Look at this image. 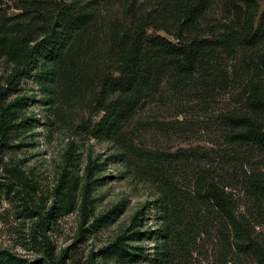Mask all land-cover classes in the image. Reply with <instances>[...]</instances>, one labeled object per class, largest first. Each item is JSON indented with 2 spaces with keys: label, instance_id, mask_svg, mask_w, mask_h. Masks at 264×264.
Wrapping results in <instances>:
<instances>
[{
  "label": "rangeland",
  "instance_id": "1",
  "mask_svg": "<svg viewBox=\"0 0 264 264\" xmlns=\"http://www.w3.org/2000/svg\"><path fill=\"white\" fill-rule=\"evenodd\" d=\"M54 2L93 11L87 52L55 55L60 37L16 72L13 38L0 44V107L9 111L0 139V252L10 258L0 264H46L47 249L62 264H260L264 184L257 191L250 180L264 173V150L228 142L221 118L246 107L239 53L216 50L208 69L185 80L170 69L148 92L108 96L106 103L120 97L135 105L119 130L104 132L96 126L103 109L94 68L108 70L109 36L127 21L129 3L145 11L159 4L0 0L1 34L30 28L39 39ZM220 3L211 0L202 23L221 16ZM209 181L232 196L237 229L205 196ZM242 239L258 248L241 250Z\"/></svg>",
  "mask_w": 264,
  "mask_h": 264
},
{
  "label": "trees",
  "instance_id": "2",
  "mask_svg": "<svg viewBox=\"0 0 264 264\" xmlns=\"http://www.w3.org/2000/svg\"><path fill=\"white\" fill-rule=\"evenodd\" d=\"M155 1L159 4L157 11H145L134 2L129 3L125 13L127 21L113 29L109 36L105 63L108 70L94 68L100 78L98 95L103 109L96 126L103 128L104 132H116L135 105V100L125 102L120 97H111L106 103L108 96L132 90L148 92L170 69L185 80L196 69H208L212 54L220 50L231 55L239 53V66L246 74L242 86L246 107L221 114L222 120L230 127L226 140L251 143L264 150V7L259 10L258 0H220L221 16L202 23L211 0ZM50 5L46 7L51 10L50 14L43 17L46 30L39 39L31 38L30 28L9 30H16L13 37L1 34L5 20L0 19V44L6 46L13 38L10 52L20 61L16 72L32 66L40 49L60 37L63 41L55 55L67 51L81 56L89 49L85 33L93 23V11L73 3L54 2ZM38 19L41 18L34 21ZM63 58L68 60L71 57L64 55ZM8 117L9 111L0 107L1 140ZM16 178L22 187L26 185L23 175L17 174ZM250 182L255 190L261 191L264 173L256 172ZM204 194L237 229L234 201L224 187L209 181ZM239 234L243 237L244 229ZM257 245L251 239L238 241L244 251L256 250ZM46 255V264H62L48 249ZM9 260L7 254L0 252V261L7 263ZM259 262L264 264V255Z\"/></svg>",
  "mask_w": 264,
  "mask_h": 264
}]
</instances>
